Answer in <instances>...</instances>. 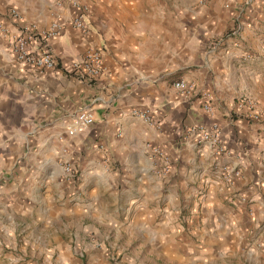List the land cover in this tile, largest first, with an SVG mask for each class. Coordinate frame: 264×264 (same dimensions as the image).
Returning <instances> with one entry per match:
<instances>
[{"label": "crops", "instance_id": "crops-1", "mask_svg": "<svg viewBox=\"0 0 264 264\" xmlns=\"http://www.w3.org/2000/svg\"><path fill=\"white\" fill-rule=\"evenodd\" d=\"M82 2L87 31L73 26L68 4L0 0L9 30L0 31V241H13L22 218L43 235L54 227L62 241L112 225L128 237L148 235L155 252L174 257L227 255L264 220V131L236 108L242 97L264 107V0ZM11 9L38 30L62 24L49 41L57 70L16 60L21 23ZM92 48L102 51L104 73L92 81L71 74V61ZM178 80L210 93L214 114L201 97H184ZM82 109L95 122L70 138L66 127ZM145 109L152 121L135 113ZM213 121L220 144L199 143L191 128ZM65 163L79 173L69 186ZM185 222L194 236L184 232L189 245L176 249ZM88 253L92 264L103 260V251Z\"/></svg>", "mask_w": 264, "mask_h": 264}, {"label": "rangeland", "instance_id": "rangeland-1", "mask_svg": "<svg viewBox=\"0 0 264 264\" xmlns=\"http://www.w3.org/2000/svg\"><path fill=\"white\" fill-rule=\"evenodd\" d=\"M204 3L199 0L197 5ZM65 180L69 186L68 180ZM71 219L68 215L63 216L56 226L67 224ZM18 222L20 224L15 225L13 241H0V264H92L88 253L91 249L104 253L103 260L97 264H264V220L256 225H249L235 250L227 255L211 254L198 260L174 257L169 255L168 250L155 252L147 243L148 235L135 234L128 237L124 230L120 231L119 227L112 225L97 227L100 231H97V228H80L71 236L64 235L62 241L55 237L54 227L46 228V234L43 235L41 229H34L31 219L19 218ZM182 224L177 241L186 237L190 239L184 232L194 236L186 222ZM182 243L184 242L176 243L178 247L175 248L189 245Z\"/></svg>", "mask_w": 264, "mask_h": 264}, {"label": "built area", "instance_id": "built-area-1", "mask_svg": "<svg viewBox=\"0 0 264 264\" xmlns=\"http://www.w3.org/2000/svg\"><path fill=\"white\" fill-rule=\"evenodd\" d=\"M204 1L200 0L201 3H204ZM55 3L58 7H63L66 4L72 6L75 12L72 15L71 23L78 29L88 30V23L85 19L87 8L82 0H55ZM10 13L17 23H21L19 27L20 33L14 35L13 45L11 47L16 60L41 70H57L60 65L52 52L49 41L61 33L63 28L62 24L55 21L48 29L38 30L35 25L23 24L20 21V14L16 9H11ZM0 31L2 33H9L8 27L4 25L2 20H0ZM67 70L81 79L92 81L98 78L105 70L102 51L100 49H90L84 56L73 59L67 67ZM174 86L188 99H193L198 96L201 97L199 90L192 82L178 80L174 83ZM202 96L203 110L207 114L213 115L215 110L211 94L204 92ZM236 108L248 120L260 124L264 131V107L257 100L250 97H242L237 101ZM135 113L147 121H152V116L148 109L136 110ZM94 122L95 117L93 112L90 109H82L76 113L73 121L68 123L66 134L68 137L73 138L86 130ZM191 131L196 134L199 143L210 142L211 144L219 145L223 136L222 127L216 121H213L209 125L193 126ZM149 149L154 157L160 158L163 154L157 147H151ZM64 150L68 151V148ZM63 171L69 183L74 184L78 180V170L71 163H65L63 165ZM240 174L238 170L233 171L229 174V178H237Z\"/></svg>", "mask_w": 264, "mask_h": 264}]
</instances>
